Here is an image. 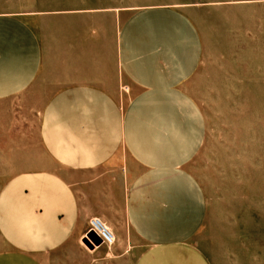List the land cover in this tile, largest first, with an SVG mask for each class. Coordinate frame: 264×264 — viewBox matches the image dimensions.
I'll return each instance as SVG.
<instances>
[{
  "label": "crops",
  "instance_id": "0c3cea01",
  "mask_svg": "<svg viewBox=\"0 0 264 264\" xmlns=\"http://www.w3.org/2000/svg\"><path fill=\"white\" fill-rule=\"evenodd\" d=\"M264 0H241L226 6ZM0 10V102L48 87L42 167L0 190V264H211L207 202L189 170L207 136L190 93L201 14L225 3ZM117 17L119 25H117ZM99 218L114 248L84 243Z\"/></svg>",
  "mask_w": 264,
  "mask_h": 264
},
{
  "label": "rangeland",
  "instance_id": "374dc122",
  "mask_svg": "<svg viewBox=\"0 0 264 264\" xmlns=\"http://www.w3.org/2000/svg\"><path fill=\"white\" fill-rule=\"evenodd\" d=\"M34 1L41 9H64L96 0H0V10H22ZM188 1L225 3L201 14L204 57L189 89L207 126L204 146L189 165L208 207L194 243L211 264H264V5L105 0L118 17L114 8ZM47 98L48 87L39 85L0 102V190L47 161L39 138Z\"/></svg>",
  "mask_w": 264,
  "mask_h": 264
},
{
  "label": "built area",
  "instance_id": "2783aa9c",
  "mask_svg": "<svg viewBox=\"0 0 264 264\" xmlns=\"http://www.w3.org/2000/svg\"><path fill=\"white\" fill-rule=\"evenodd\" d=\"M91 232L96 234V236L101 239L102 244L106 245L107 247H112L116 243V237L114 233L99 218H92L89 221L87 234Z\"/></svg>",
  "mask_w": 264,
  "mask_h": 264
},
{
  "label": "water",
  "instance_id": "95a60500",
  "mask_svg": "<svg viewBox=\"0 0 264 264\" xmlns=\"http://www.w3.org/2000/svg\"><path fill=\"white\" fill-rule=\"evenodd\" d=\"M84 243H85L86 246H87L88 248H90V249H93L95 246H100V245H102V241H101V239L98 238V237L96 236V234H94V233H92V232L89 233V234H87V237H86Z\"/></svg>",
  "mask_w": 264,
  "mask_h": 264
}]
</instances>
